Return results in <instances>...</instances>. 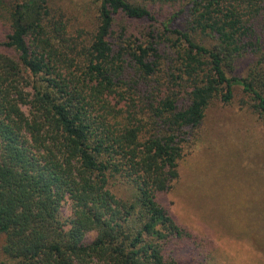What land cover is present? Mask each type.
Instances as JSON below:
<instances>
[{
	"label": "trees",
	"instance_id": "1",
	"mask_svg": "<svg viewBox=\"0 0 264 264\" xmlns=\"http://www.w3.org/2000/svg\"><path fill=\"white\" fill-rule=\"evenodd\" d=\"M93 2L84 39L67 33L51 0H0L3 45L16 52L0 50V250L9 264H176L165 246L188 232L156 194L177 178L183 143L235 85L264 120V0H187L182 28L158 22L142 1ZM132 21L149 22L144 38ZM244 57L251 65L240 76Z\"/></svg>",
	"mask_w": 264,
	"mask_h": 264
},
{
	"label": "rangeland",
	"instance_id": "2",
	"mask_svg": "<svg viewBox=\"0 0 264 264\" xmlns=\"http://www.w3.org/2000/svg\"><path fill=\"white\" fill-rule=\"evenodd\" d=\"M135 1L147 3L158 22L171 17L172 28L183 27L187 0L165 6ZM51 2L53 14L62 17L68 34L79 31L84 39L90 36L96 21L93 0ZM129 24L131 31L144 38L149 22ZM9 32L0 7V50L15 58L16 52L3 45ZM251 59L240 58L235 73L245 74ZM233 93L229 103L216 98L209 102L201 123L183 143L177 178L167 191L156 194L157 201L188 232L165 246V257L176 264H264V120L240 85L233 87ZM20 107L27 112L28 106ZM120 187L112 190L122 195ZM59 213L62 220L71 214L68 200ZM94 235L88 233L84 240L91 241ZM3 242L0 238V248ZM0 264H9L1 250Z\"/></svg>",
	"mask_w": 264,
	"mask_h": 264
}]
</instances>
